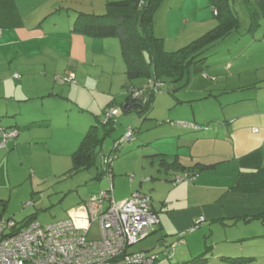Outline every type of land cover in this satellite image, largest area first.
<instances>
[{
  "label": "crops",
  "instance_id": "0c3cea01",
  "mask_svg": "<svg viewBox=\"0 0 264 264\" xmlns=\"http://www.w3.org/2000/svg\"><path fill=\"white\" fill-rule=\"evenodd\" d=\"M111 1L119 0H0V99L4 100L0 101V132L4 130L1 128L18 130L17 137L8 139L5 147H1L3 141L0 134V156L10 152L14 154L13 150L18 152V147L24 143L35 145L39 141L48 143L54 139H65L71 121L74 122V113L90 112L94 121H97L95 116H102L107 105L97 111L85 109L81 105L80 97L84 93L96 92L89 85L94 77L84 68L90 64L98 67L101 51L104 56L111 57L117 45L111 39L117 38L95 39L84 36L74 31V22L78 13L103 14L106 4ZM253 4L260 19H264V0H253ZM203 6L200 0H195L180 10L181 27L176 31V39L191 43L216 27L213 10H205L200 15L202 19L197 20ZM208 7L212 8L209 0ZM186 10L189 12L186 13ZM165 11L157 16L158 22L170 17L172 5L166 7ZM173 22L174 16L165 24L169 34H175V24L173 27L171 25ZM262 27L254 34H249L247 29L240 31L218 49V55L229 59L221 63L230 71L229 78H236L239 85L220 91L218 96L210 91L203 98V101L219 100L218 106L208 108L203 117H194V123L207 126L208 129L188 132L175 126V152L161 150V153H157L166 157L175 154V160L178 159L186 167L213 165L211 169L196 174L189 181L175 182V187H172L170 180L181 179L177 177L179 172H175L174 176L166 173V177H171L164 184L157 180L156 173L147 174L138 185L133 176L129 177V182L117 178L112 168L115 193L116 187L125 188V191L121 189L118 196L120 202L116 201L118 204H123L133 192L140 191L151 196L159 218L153 235H158V241L166 248L175 245V239L170 242L168 238L189 230L201 217H204V222L208 223L207 227L213 234L216 226L233 229L219 242L222 245L219 253H214V247H211V255H206L208 261L205 264H231L221 260L222 257L253 258V261L244 264H264V191L251 194L231 191L240 173L255 172L264 165ZM155 35L165 38L166 42V35ZM165 48L172 52L166 44ZM70 75L75 76L74 84L61 81L62 77ZM29 92L33 95H28ZM52 98L63 101L59 106L63 115L57 113V117H61L60 126L53 124L51 110L45 108V100ZM35 101L39 104L26 108L29 102ZM23 110H27L28 115ZM38 124L45 126L43 137H30L28 131ZM74 124L82 126V120ZM78 131L83 132L84 128ZM1 202L9 201L0 198ZM87 202L70 212L86 208ZM1 216L2 213L0 219ZM180 240H177L178 245ZM173 248L170 247L168 256L164 252L162 257L163 251L160 252L164 264H179L204 254L196 256L191 250L181 255L184 258L189 256L185 261H180V256L175 261V257L171 260Z\"/></svg>",
  "mask_w": 264,
  "mask_h": 264
},
{
  "label": "rangeland",
  "instance_id": "374dc122",
  "mask_svg": "<svg viewBox=\"0 0 264 264\" xmlns=\"http://www.w3.org/2000/svg\"><path fill=\"white\" fill-rule=\"evenodd\" d=\"M194 1L162 0L158 10L155 12L153 21L154 33L166 35V42L165 38L163 40L169 51L174 52L190 44L189 42H181L176 39V31L181 27L182 16L180 10H184L188 4L194 3ZM200 2L204 6L200 10L197 20L202 19L200 15L205 10H212V8L208 7V0H200ZM169 5H172V14L169 15L170 17H165L158 22L157 16L167 12L165 8ZM233 7L241 21L240 31H245L249 23L246 3H244V0H235ZM188 12L186 10V13ZM172 16L175 18V22L171 23L172 27L175 24V34L173 32L171 34L167 33V26L165 27V24L167 25L168 21L172 20ZM214 19L217 22V19ZM260 22L261 27L263 26L262 28H264V19H261ZM196 24L201 25L203 23ZM111 40L117 44L111 52V57L104 56L101 51L99 58L100 65L93 67L90 64L84 68V70L90 71V75H93L94 80L89 85H92L96 92L90 94L84 93L80 97L81 105L85 109L97 111L105 107L109 102L115 103L114 105L118 110L115 127L113 132L106 137L102 153L108 156L113 153L112 150L116 141L120 140L124 142L119 148V157L113 161V171L117 178L129 182V177L132 178L133 176L135 183L139 185L142 177L147 174L156 173L157 180L163 183L171 176L166 177V171L160 166L161 160L165 159L169 163L174 162L175 154L166 157L157 153H161V150L171 153L175 152V126L181 123H194V117L201 118L208 108L218 106V98L203 101V98H206L210 91L218 96L220 91L238 87L239 83L236 78H229L230 71L221 64L229 59L218 54L212 55L207 62L209 67L206 70L196 72L194 69H191L188 87L183 88L186 80L180 83H175L171 80L164 81L166 85L164 90L156 96L149 119L145 120L143 115L135 111L129 112L130 114L127 115L123 110V106H121L127 98L123 89L127 83L126 65L122 56L119 39ZM212 52L213 50L209 51L208 55L212 54ZM28 95L33 94L29 92ZM0 101L4 102L3 99H0ZM36 102H29L26 108L39 104ZM61 102L63 101L55 98L46 99L44 102L45 108L51 110L50 112L54 118L53 124L58 126H60L61 122L59 120L61 117H57V113L59 112L61 116L63 115L59 108L60 104H62ZM23 113L28 115L27 110H23ZM89 114L90 112L74 113V122L78 124L82 120V126L77 127L72 120L69 128L73 132L69 129L65 139H54L55 141L53 140L48 143L47 141L46 143L39 141L35 145L24 143L18 147V152L13 150L14 154L10 152L9 154L6 153L0 156V198L9 201L7 203L1 202L0 204L1 221L13 219L22 227L27 224L26 221L32 215H36L34 222L48 226L67 220L73 216L78 228L87 229L89 227V214L85 208L79 209L76 212H70V210L89 201L90 198L99 196L109 186L106 178L101 180L96 179L98 173L103 171V154L97 155L96 166L91 170L71 173L73 153L79 147L90 127L97 124L93 120L95 118ZM101 118V121L97 125L102 135L105 117L102 115ZM92 120L93 122H91ZM212 124L214 122L210 123V125ZM44 128L45 126H39L38 124L37 127L28 131L31 135L30 137L42 138ZM79 128H84V131L79 132ZM129 129L137 132L134 134L133 140L126 138ZM184 129L191 132V129ZM5 130L7 132H18L17 129ZM9 150H11V147ZM158 166L160 169H158ZM170 181L172 187H175L174 178ZM185 183H188V181H185ZM121 189L125 191V188L116 187L115 200L117 202H120L118 196L121 194ZM174 195L175 192H173L172 196ZM4 204H6V207L2 206ZM259 223L263 225L261 222H256L255 224ZM207 226L208 223L204 222L195 231H184L185 237L180 240V245L176 243L178 234L175 233V237L171 236V238H168L170 242H173L175 239V245H172L174 246L173 251L175 256L173 255L171 260L175 257V261H177V258L180 256V261H185L189 257L184 258L181 256L185 252L187 253L192 250L193 255L197 256L205 253L207 247H214V253H219L222 246L219 242L225 239V234L228 232L227 235H229L233 229H223L221 226H216L213 234L212 230ZM98 227L99 224L97 222L92 224L91 239L99 238ZM205 229L207 232H205ZM231 238L235 239L237 236H232ZM158 239H160L158 235H153L134 245L130 251H163L161 255L164 257L163 253L166 250V246L161 244ZM153 245H156V247L154 248ZM159 264H164L162 259H160Z\"/></svg>",
  "mask_w": 264,
  "mask_h": 264
},
{
  "label": "trees",
  "instance_id": "16d2710c",
  "mask_svg": "<svg viewBox=\"0 0 264 264\" xmlns=\"http://www.w3.org/2000/svg\"><path fill=\"white\" fill-rule=\"evenodd\" d=\"M161 2L162 0L111 1L106 4L104 14L78 13L74 22V31L81 33L84 36L95 39L119 38L122 56L126 65L127 77V83L123 87L127 98L125 103L121 106H124L129 102L140 104L141 109H136L134 111L143 115L145 120L149 119L150 111L153 108L156 96L164 90L166 85L164 82L165 80H171L175 83H180L186 80L183 88L188 87L190 84L191 69H194L196 72H203L206 70L207 67H209V65H207L209 58L212 55L220 53V51L216 49L220 48L227 41V39H230L240 33L241 29V21L233 7L235 0H210L213 13L217 19L216 27L205 33L200 38L194 40L189 45L175 52H168L165 49L164 40L157 37L154 33V14L158 10ZM244 3H246L249 16L247 32L249 34H254L261 26L260 15L253 4V0H244ZM211 50H213L212 54L208 55ZM71 76L74 77V82L65 81ZM70 77H62L61 81L64 83L74 84L76 82L75 76L70 75ZM137 93H141L138 96L140 98L136 99L138 103L133 102L132 100V97ZM114 104L115 103L113 102L107 104L103 110L102 115L105 117V121L103 123L102 135L100 134L99 126L97 125L101 121L102 118L100 117L102 116H95L97 124L90 127L79 147L72 155L73 166L71 173L88 171L96 166L97 155L103 154L102 150L104 141L106 137L113 132L115 127L118 110ZM111 109H115L117 114L109 118L108 114ZM129 114L130 113H127V115ZM188 124L200 126L201 129L198 131L205 130L207 127L196 123ZM129 130H131L132 133V138L130 140H133L134 134L137 132L132 129ZM119 141L120 140L115 142L112 150L115 154L111 155L113 154L111 153L108 155L112 157L113 160L119 157V148L121 145L117 148L115 147L116 143ZM108 156H105L104 154L102 155L103 171L98 173L96 176L97 180L104 178L106 165H103V158H107ZM160 166L167 174L175 175V172H179L180 174L177 177H181V179L188 181L195 177L196 174L203 173L213 167V165L203 164L186 167L178 159L171 163L163 159L161 160ZM176 181L177 178L174 180V183ZM231 191L235 193L249 194L263 192L264 165L258 171L240 173L235 185L231 188ZM139 193L146 196L150 200L151 210L153 213L157 214L154 210L151 196L140 191ZM35 217L36 215H32L26 221L27 224L22 227L19 226L15 220H11L15 221L18 225V227H15L14 229L16 231H20L33 222ZM259 218L260 216L257 217V219ZM196 221L194 223H196ZM158 224L154 225L153 230L147 238L154 234ZM201 225L195 230L199 229ZM184 237L185 233L179 234L178 240ZM176 243L178 244V241ZM169 250L170 249L167 247L165 250L166 256L170 255ZM154 252L158 255L157 264H159L160 252L157 250ZM210 252L211 247H207L206 252L200 257L179 264H205L208 261L206 255L208 253L210 254ZM221 260L227 261L231 264H244L253 261V258L222 257Z\"/></svg>",
  "mask_w": 264,
  "mask_h": 264
},
{
  "label": "built area",
  "instance_id": "2783aa9c",
  "mask_svg": "<svg viewBox=\"0 0 264 264\" xmlns=\"http://www.w3.org/2000/svg\"><path fill=\"white\" fill-rule=\"evenodd\" d=\"M65 81L74 82V77ZM139 94L132 97L133 102H137ZM115 114L117 111L111 109L108 117ZM178 125L193 131L201 129L195 124ZM0 134L1 147H5L7 140L16 138L18 132L4 129ZM126 138H132L131 130ZM123 143L119 141L115 147ZM103 159L104 178L109 186L86 204L89 227L78 228L73 216L48 226L33 221L20 231L14 229L18 227L15 221L0 220V264H157L158 255L154 251L131 252L130 249L150 235L159 223L158 214L153 213L150 200L139 192H133L123 204H118L112 174L114 160L110 156ZM182 181L178 178L176 182ZM204 221L201 217L189 230L194 231ZM94 222L99 224L98 239L90 238Z\"/></svg>",
  "mask_w": 264,
  "mask_h": 264
},
{
  "label": "water",
  "instance_id": "95a60500",
  "mask_svg": "<svg viewBox=\"0 0 264 264\" xmlns=\"http://www.w3.org/2000/svg\"><path fill=\"white\" fill-rule=\"evenodd\" d=\"M136 109H141V105L140 104H134L132 102H129V103H127V104H125L123 106V110H124L125 113L132 112V111H134Z\"/></svg>",
  "mask_w": 264,
  "mask_h": 264
},
{
  "label": "clouds",
  "instance_id": "9594fccd",
  "mask_svg": "<svg viewBox=\"0 0 264 264\" xmlns=\"http://www.w3.org/2000/svg\"><path fill=\"white\" fill-rule=\"evenodd\" d=\"M178 125V124H177ZM179 126V125H178ZM179 127H181V126H179ZM207 128V127H206ZM208 129V128H207Z\"/></svg>",
  "mask_w": 264,
  "mask_h": 264
}]
</instances>
